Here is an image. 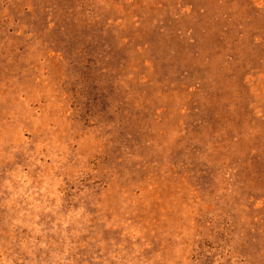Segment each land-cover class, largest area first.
<instances>
[{"label": "rangeland", "instance_id": "1", "mask_svg": "<svg viewBox=\"0 0 264 264\" xmlns=\"http://www.w3.org/2000/svg\"><path fill=\"white\" fill-rule=\"evenodd\" d=\"M0 264H264V0H0Z\"/></svg>", "mask_w": 264, "mask_h": 264}]
</instances>
